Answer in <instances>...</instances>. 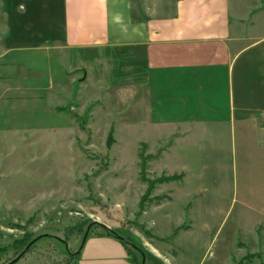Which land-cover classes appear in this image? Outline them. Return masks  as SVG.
Segmentation results:
<instances>
[{"label": "rangeland", "instance_id": "1", "mask_svg": "<svg viewBox=\"0 0 264 264\" xmlns=\"http://www.w3.org/2000/svg\"><path fill=\"white\" fill-rule=\"evenodd\" d=\"M230 3L238 15L256 3L264 14V0ZM126 52H100L92 68L82 65L80 54L71 74L81 82L66 80L56 99L47 98L51 110L0 104V264L32 240L13 264H75L88 227L131 241L145 252V264H264V83L250 85L247 63L233 98L231 144L223 152L221 143L217 147L220 196L207 206V217L198 206L201 129L192 125L195 131H185L192 136L183 140L176 137L184 128L169 135L170 126L148 124L146 104L140 109L137 103L144 96H126L136 83L127 77L135 65ZM204 108L190 102L187 111L198 116ZM144 162L150 179L173 167L185 173L180 181L157 183L151 196L159 198L139 212ZM206 221L213 225L209 232ZM125 246L142 263L140 253Z\"/></svg>", "mask_w": 264, "mask_h": 264}, {"label": "crops", "instance_id": "2", "mask_svg": "<svg viewBox=\"0 0 264 264\" xmlns=\"http://www.w3.org/2000/svg\"><path fill=\"white\" fill-rule=\"evenodd\" d=\"M258 8L256 3L238 15L230 0H2L0 104L51 110L47 98L56 99L66 80L81 82L71 74L80 54L86 56L82 65L92 68L100 52L127 51L135 65L127 77L136 83L126 96H144L137 103L140 109L146 104L148 124L170 126L169 135L184 128L176 137L183 140L201 129L198 206L208 217L207 206L220 196L217 147L221 143L223 152L231 144L233 98L247 63L250 85L264 83V14ZM190 102L205 112L187 111ZM182 170L165 174L183 178ZM202 227L209 232L213 225ZM74 263L142 264L115 235L91 230Z\"/></svg>", "mask_w": 264, "mask_h": 264}, {"label": "trees", "instance_id": "3", "mask_svg": "<svg viewBox=\"0 0 264 264\" xmlns=\"http://www.w3.org/2000/svg\"><path fill=\"white\" fill-rule=\"evenodd\" d=\"M55 110L57 112L61 111V112H65L66 110V106H59L56 107ZM114 142V138H113V130H111L107 136L106 139V144L108 148H111V146L113 145ZM142 144H146V142H143ZM141 144V146H142ZM145 160V158H144ZM142 174H141V181L146 183V189L144 191V193L142 194V197L140 198V200L138 201V208H139V212H143L144 210H146L145 208V203L146 202H150L155 200L156 198H159V195L152 197L151 192L155 189V185L157 183H167V182H171V181H180V178H182V174H172V175H162L159 177H156L154 179H150L148 177L145 176V162L142 163ZM139 225V224H138ZM145 233H149L148 231H146ZM150 234V233H149ZM123 243V242H122ZM125 246V243H124ZM127 248V246H125ZM4 249V247L0 246V250Z\"/></svg>", "mask_w": 264, "mask_h": 264}, {"label": "water", "instance_id": "4", "mask_svg": "<svg viewBox=\"0 0 264 264\" xmlns=\"http://www.w3.org/2000/svg\"><path fill=\"white\" fill-rule=\"evenodd\" d=\"M84 77L81 78V80H84L83 79ZM89 227L86 229V231L84 232V234L82 235V242H84V240L86 239V236L89 232ZM119 240H121L122 242H124L126 245H128L129 247H132L134 248L136 251H138L141 255V261H142V264H145V252H143V250L140 248V247H137L136 245H134L131 241H127L125 240V238L121 235H117L116 236ZM35 240H32L30 241L26 246L25 248L20 252V254L18 256H16L15 258H13V260L9 261L8 263L6 264H13V262H15L16 260H18L19 258H21L25 253L26 251L28 250V248L34 243Z\"/></svg>", "mask_w": 264, "mask_h": 264}]
</instances>
